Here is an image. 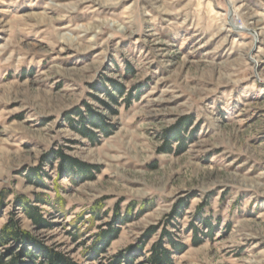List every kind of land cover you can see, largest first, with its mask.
<instances>
[{"label":"rangeland","instance_id":"1","mask_svg":"<svg viewBox=\"0 0 264 264\" xmlns=\"http://www.w3.org/2000/svg\"><path fill=\"white\" fill-rule=\"evenodd\" d=\"M108 80L133 93L116 116L94 99ZM83 103L112 125L96 144L64 120ZM56 151L99 170L72 182ZM2 189L46 203L51 230L16 218L76 264L141 244L145 264L164 232L185 246L172 264H264V0H0Z\"/></svg>","mask_w":264,"mask_h":264},{"label":"trees","instance_id":"2","mask_svg":"<svg viewBox=\"0 0 264 264\" xmlns=\"http://www.w3.org/2000/svg\"><path fill=\"white\" fill-rule=\"evenodd\" d=\"M100 94L106 98L107 103L98 98L94 99L102 104L105 108L104 111L108 112L111 116H116L118 114L116 108L121 105L128 108L133 99L131 96L133 93H127L123 85L114 80H108L106 84L103 83V89ZM81 106L83 109L79 107L75 108L64 116V120H66L72 131L88 139L92 144L98 143L100 136H104L105 138L112 133V125L106 120L103 114L100 115L95 113L87 103H83ZM188 124L189 121H182V123L176 127L173 126L172 129L166 131L165 138L168 142L174 140V142L180 144L182 140V131L180 130L181 128L185 129ZM51 156H53L52 158L59 159V163L57 164L59 174L67 175L72 182L75 180H90L93 177V171L99 170L95 166L88 165L63 154L62 151H56ZM51 161L52 160H49L48 165H51ZM32 172L38 180V186L43 187L44 185L41 181L42 177L39 176L40 173L38 172V174L36 169ZM10 197H12V200H9ZM7 204H10L13 210L8 213L6 222L0 227V264H76L67 255L58 252L54 247L48 246L44 239L22 229L19 219L16 218V211H19L30 222L34 229L51 230L53 223H51L50 219L47 220L43 217L42 210L39 207L46 203L39 196L36 198L34 197V199L30 201L23 194H15L11 190L2 189L0 190V217ZM133 207L130 209L132 210ZM99 210L100 208H97L96 211H90V218L93 217L96 220L100 219ZM118 211L117 206H115V215L112 223L119 226L121 223L125 222L124 220L129 219L121 220ZM104 214H106V212L103 213V215ZM203 226L205 229L210 228L208 222H204ZM209 230L212 232L211 229ZM117 232L118 229L109 228L108 231H103L96 235L97 238L91 246V251L87 256H91L94 260V256L104 251L110 241L116 237ZM78 233V230L74 229L72 234L69 233V237L76 242L80 237ZM209 235H211V233H209ZM149 236L150 233L148 232V234L143 237V241ZM205 237L207 236L205 235ZM201 242L202 239L198 240L194 237V245H199ZM164 243L172 248V250L164 247ZM142 246L141 244L137 246V248L133 247L130 252L126 251L123 254L113 257V261L108 264H132L134 261L133 256L142 252ZM184 250L185 246L182 243L175 240L170 233L164 232L162 238L151 246L149 257H147L144 262L145 264H172V254L174 252L179 254Z\"/></svg>","mask_w":264,"mask_h":264}]
</instances>
